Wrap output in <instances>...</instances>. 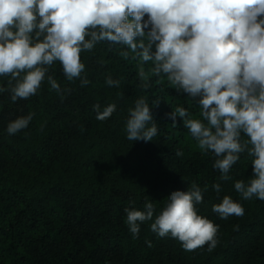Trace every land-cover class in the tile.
<instances>
[{"label":"trees","instance_id":"obj_1","mask_svg":"<svg viewBox=\"0 0 264 264\" xmlns=\"http://www.w3.org/2000/svg\"><path fill=\"white\" fill-rule=\"evenodd\" d=\"M81 60L90 81L84 87L80 79L68 81L56 62L49 74L67 89L63 96L47 82L27 100L0 95V264H264V201L242 200L234 189L252 175L247 154L231 180H219L214 155L199 148L180 117H171L184 107L202 119L195 100L126 46L100 42ZM108 76L120 86H108ZM7 79L0 78L5 87ZM141 97L158 127L149 142L126 138L128 110ZM97 103H115L116 111L97 120ZM29 112L28 128L9 136L7 123ZM193 182L208 186L198 208L219 225L214 249L186 251L178 240L153 233L152 221L141 224L138 236L130 233L126 207L142 210L147 196L159 209L171 192ZM224 195L242 204L243 216L221 219L212 211Z\"/></svg>","mask_w":264,"mask_h":264},{"label":"clouds","instance_id":"obj_2","mask_svg":"<svg viewBox=\"0 0 264 264\" xmlns=\"http://www.w3.org/2000/svg\"><path fill=\"white\" fill-rule=\"evenodd\" d=\"M104 41L151 62L156 76H166L195 100L202 119L177 107L173 121L180 117L199 148L214 155L221 181L232 179L233 166L246 153L252 175L235 181L234 189L242 200L264 201V0H0V78H8V87L0 81V95L7 92L12 103L27 100L47 82L63 96L67 89L49 74L56 62L68 81L88 85L81 53ZM105 83L120 86L111 76ZM116 107L94 104L96 119L110 118ZM33 117L31 112L15 117L6 133L28 128ZM125 132L129 141L149 142L157 135L145 98L128 110ZM207 187L193 182L175 190L159 209L147 196L142 210L126 207L130 233L138 236L141 224L152 221L153 233L178 240L186 251L205 244L214 249L219 225L198 208ZM212 188L218 195L222 191L220 183ZM212 211L227 219L243 216L245 209L224 195Z\"/></svg>","mask_w":264,"mask_h":264},{"label":"rangeland","instance_id":"obj_3","mask_svg":"<svg viewBox=\"0 0 264 264\" xmlns=\"http://www.w3.org/2000/svg\"><path fill=\"white\" fill-rule=\"evenodd\" d=\"M147 66H148V68L151 70V72H152V63L151 62H148L147 63ZM153 73V72H152Z\"/></svg>","mask_w":264,"mask_h":264}]
</instances>
